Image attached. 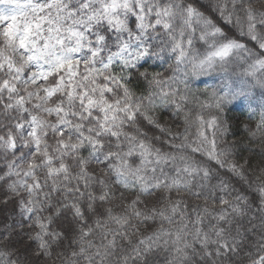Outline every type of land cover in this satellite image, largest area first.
<instances>
[{"label": "snow or ice", "instance_id": "snow-or-ice-1", "mask_svg": "<svg viewBox=\"0 0 264 264\" xmlns=\"http://www.w3.org/2000/svg\"><path fill=\"white\" fill-rule=\"evenodd\" d=\"M257 88L253 0H0V264H264V166L222 116Z\"/></svg>", "mask_w": 264, "mask_h": 264}, {"label": "trees", "instance_id": "trees-1", "mask_svg": "<svg viewBox=\"0 0 264 264\" xmlns=\"http://www.w3.org/2000/svg\"><path fill=\"white\" fill-rule=\"evenodd\" d=\"M253 4L259 9L262 5H264V0H253ZM149 66L150 65L146 64L143 67ZM151 68L152 70H163L160 68L159 62H157L156 65H151ZM141 70H143V68ZM219 82L220 78L217 75L205 76L193 81L192 86L194 88L200 89H211L213 86L218 85ZM262 111H264V91L257 88L253 89L250 95L232 100L226 106L225 112L222 114L223 118L230 125L231 134L228 137L229 141H241L238 154L242 156L243 159L250 160L252 167L257 171H259L261 166H264V152H262V148H264V142H262L260 137H257L254 140L251 139L245 131V127L247 126L248 128L255 131L256 123L258 122ZM160 116L162 123L167 122L171 116V113L162 111ZM177 123L181 122L177 121ZM147 127L149 134H151L153 131H156L155 129H151L150 126ZM241 162H243V160ZM249 195L250 197L254 196L253 193H249ZM5 200H7L6 204L4 203ZM253 211H255V208ZM20 220L21 217L19 215V208L16 203V198L6 195L5 189L0 188V230H3V228L9 224L19 225ZM150 230L151 228L148 229V231ZM15 231L20 233L21 228L17 226ZM23 231H29L26 223L24 225ZM31 243V241L24 237L19 244L14 243L13 246L19 247L20 251L24 252V245H31ZM167 257V253L160 251L155 256H152L151 259L153 260L154 264H166ZM41 260H43V257H41ZM49 264H51V262H49Z\"/></svg>", "mask_w": 264, "mask_h": 264}]
</instances>
